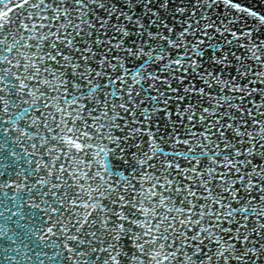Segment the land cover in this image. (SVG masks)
Here are the masks:
<instances>
[{
	"label": "snow or ice",
	"instance_id": "1",
	"mask_svg": "<svg viewBox=\"0 0 264 264\" xmlns=\"http://www.w3.org/2000/svg\"><path fill=\"white\" fill-rule=\"evenodd\" d=\"M0 264H264V7L0 0Z\"/></svg>",
	"mask_w": 264,
	"mask_h": 264
},
{
	"label": "water",
	"instance_id": "2",
	"mask_svg": "<svg viewBox=\"0 0 264 264\" xmlns=\"http://www.w3.org/2000/svg\"><path fill=\"white\" fill-rule=\"evenodd\" d=\"M246 3H251L257 8L264 7V0H245ZM2 243V242H0Z\"/></svg>",
	"mask_w": 264,
	"mask_h": 264
}]
</instances>
